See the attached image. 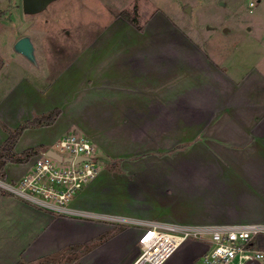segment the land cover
Returning a JSON list of instances; mask_svg holds the SVG:
<instances>
[{
	"label": "crops",
	"instance_id": "0c3cea01",
	"mask_svg": "<svg viewBox=\"0 0 264 264\" xmlns=\"http://www.w3.org/2000/svg\"><path fill=\"white\" fill-rule=\"evenodd\" d=\"M142 19L141 23H137L139 28L120 16L113 19L112 22L121 28L118 29L117 40L112 44L101 45L98 40L91 44L89 51L93 57L90 64L80 61L75 66V75L80 82L78 88L70 97H63L59 107L56 105L61 113L53 124L36 128L51 129L59 124L61 137L68 130H78L79 135L87 136L96 144L102 152H98L101 157L135 158V163L146 157L139 150L169 149L172 136H176L179 129L190 135L183 138L190 141L197 138L194 134H205L204 143L195 144H202L207 151H211L213 161L228 165L263 164L264 62L254 60L250 48L246 50L244 47L240 51L243 39L248 36L246 29L240 28L239 23H222L220 28L207 26L201 37L200 30L197 36L161 11L156 15L155 12L145 14ZM115 33L110 36L113 40ZM216 35L219 43L214 44ZM230 37L231 45L227 44ZM83 50L79 60L85 53ZM29 92L41 97L38 106L31 109L30 113L28 110L23 112L15 103L14 106L10 104V110L14 111H7L6 108L1 110L8 96L0 100V123L5 131V137H0V145L7 138L8 129H15L22 122L48 112V101L44 102L42 98L44 92L32 84H29ZM28 102L34 101L29 99ZM31 128L35 127L25 130ZM19 140L15 146L18 152L34 146L18 150ZM43 144L42 148L46 146ZM30 169L28 162L22 165L8 162L5 165L6 178L11 182L13 179L19 180ZM249 178L240 179L247 185L248 192L258 188L264 191V179L259 186L255 172ZM109 179L117 182L129 180L127 176L114 177L103 172L78 193L72 205L89 212L166 221L164 218L137 216L127 212L124 215L118 210L109 212L96 207L89 199L93 188L99 181ZM28 203L14 195L0 196V236L15 237L16 230H22L26 236L20 242L29 247L34 235L29 237L26 228L28 225L33 226L34 222L45 220L75 229L73 237L63 241L59 246L61 248L67 243L91 241L94 236L109 229L92 220L53 216ZM238 204L240 211L244 210L245 206L240 200ZM263 205L264 202L258 209ZM263 222L264 211L251 220H221L201 225ZM141 235V228L126 227L105 242L106 250L99 248L97 255L94 253L99 257L95 258L96 262L103 260L120 264L125 261L123 264H133L140 254L138 247ZM203 244L204 253L207 244ZM129 253L132 256L127 258ZM18 255L10 264L18 260ZM26 255L28 259H36L28 253Z\"/></svg>",
	"mask_w": 264,
	"mask_h": 264
},
{
	"label": "rangeland",
	"instance_id": "374dc122",
	"mask_svg": "<svg viewBox=\"0 0 264 264\" xmlns=\"http://www.w3.org/2000/svg\"><path fill=\"white\" fill-rule=\"evenodd\" d=\"M159 11L169 15L172 20L197 36V31L200 30L201 37L207 26L220 28L222 23H239L240 28H245L248 32L240 51L244 47L246 50L250 48L253 59L264 62V0L260 3L257 0H53L36 12L26 11L23 0H0V100L8 96L1 110L6 108L7 111H14L15 109L10 110V104H16L23 112L28 110V113L36 108L41 97L29 92V84L44 92L42 98L44 102L48 101V112L56 105L59 107L61 99L66 95L70 97L78 88L80 82L75 75V66L80 61L90 64L93 57L89 51L91 44L96 40L101 45L112 44L117 40L120 32L118 29L121 28L112 22L114 18L120 16L128 20V16H125L128 14L131 19L136 18L139 24L143 21V15L152 12L156 15ZM226 25L224 27L228 26ZM114 31L116 33L113 40L110 36ZM24 36H28L34 45L35 61L29 60L15 49L16 42ZM216 43H219L218 35L214 40V44ZM229 43H232L231 37L227 44ZM81 50L85 53L83 52L82 59L79 60ZM29 99L34 102L29 103ZM4 132L0 123L2 139L5 137ZM79 133L78 130L71 129L66 134ZM61 135L59 124L51 129L35 127L24 130L18 142V150L33 145L40 146L38 153L27 161L30 166L41 151V144L57 149L55 144ZM196 135L194 134L197 137L195 140H185L183 138L190 135L178 129L176 136H172L169 149L139 150L146 157L138 159L136 163L135 158L128 160L122 157H101L98 152H102L94 143L100 160L98 176L106 172L114 177L127 176L129 180L99 181L93 188L90 201L96 207L109 212L118 210L124 215L127 212L187 225L221 220H251L260 215L264 211V205L260 209L258 206L264 202V191L257 187L256 191L250 193L247 185L240 179H250L255 172L260 186L264 179V163L251 166L213 161L211 151H207L202 144H195L204 143L205 134ZM175 140L179 141L173 142ZM15 151L18 156H23L24 150ZM27 162L12 163L22 165ZM251 167L254 170L251 171ZM4 180L11 182L6 177ZM12 181L18 182L15 179ZM1 195L14 194L0 188ZM77 196L78 193L75 198ZM239 200L245 206L242 211ZM49 214L60 216L52 212ZM81 219L92 220L98 225H106L109 229L94 236L91 241L67 243L60 248L63 241L73 237L75 229L67 225L57 226V223H47L45 220L41 223L34 222L33 226L28 225L26 228L27 235L30 237L33 234L35 239L30 241L29 247L20 242L26 236L22 230H16L15 237L0 236V264H10L20 249L19 258L14 264L19 261L28 264H111L103 260L96 262L95 258H99L95 256L97 250H106L105 242L126 227L143 228L141 225H124L105 219ZM0 230L2 231L1 228ZM257 241L264 250V235H259ZM23 248L25 249L22 250ZM204 248L202 240L188 237L163 264H202ZM138 250L141 251V248ZM27 253L36 259H28ZM130 256L132 253L126 257Z\"/></svg>",
	"mask_w": 264,
	"mask_h": 264
},
{
	"label": "built area",
	"instance_id": "2783aa9c",
	"mask_svg": "<svg viewBox=\"0 0 264 264\" xmlns=\"http://www.w3.org/2000/svg\"><path fill=\"white\" fill-rule=\"evenodd\" d=\"M253 5L254 2L251 3ZM55 145L57 149L51 146L41 149L31 169L18 182L0 179V188L59 215L143 226L139 237L141 251L133 264H163L191 236L207 244L202 254V264H264V250L257 241L259 235H264V222L187 225L75 208L72 205L73 199L83 190L84 185L98 176L100 160L94 143L85 135L66 134ZM49 150L59 154L61 160L49 155Z\"/></svg>",
	"mask_w": 264,
	"mask_h": 264
},
{
	"label": "trees",
	"instance_id": "16d2710c",
	"mask_svg": "<svg viewBox=\"0 0 264 264\" xmlns=\"http://www.w3.org/2000/svg\"><path fill=\"white\" fill-rule=\"evenodd\" d=\"M124 13V12H123ZM125 14V13H124ZM127 19L134 25L138 26L136 18L131 19L128 14ZM139 28V26H138ZM61 109L56 107L51 111L42 114L40 116H36L32 119L26 120L22 122L15 129H8V136L5 141L0 145V179L6 177L5 165L9 162H27L32 156L38 153V147H30L23 151V156H18L15 151V146L23 131L29 127H36L41 125H50L56 121L57 117L60 115ZM16 264H28L23 261H19Z\"/></svg>",
	"mask_w": 264,
	"mask_h": 264
},
{
	"label": "water",
	"instance_id": "95a60500",
	"mask_svg": "<svg viewBox=\"0 0 264 264\" xmlns=\"http://www.w3.org/2000/svg\"><path fill=\"white\" fill-rule=\"evenodd\" d=\"M53 0H43L42 2V8H45L50 2H52ZM28 0H23V5L26 11L28 12H36L38 10H33L30 11L27 6H28ZM15 49L20 52L21 54H23L26 58H28L31 61H35V48L33 43L31 42V39L28 36H24L21 37L15 44ZM49 155L53 156L54 158H57L59 160H61V156L59 154H57L55 151L53 150H49L48 152Z\"/></svg>",
	"mask_w": 264,
	"mask_h": 264
},
{
	"label": "flooded vegetation",
	"instance_id": "af4514ba",
	"mask_svg": "<svg viewBox=\"0 0 264 264\" xmlns=\"http://www.w3.org/2000/svg\"><path fill=\"white\" fill-rule=\"evenodd\" d=\"M28 6L27 8L30 10V11H33V10H38V9H41L42 8V2L43 0H28Z\"/></svg>",
	"mask_w": 264,
	"mask_h": 264
}]
</instances>
